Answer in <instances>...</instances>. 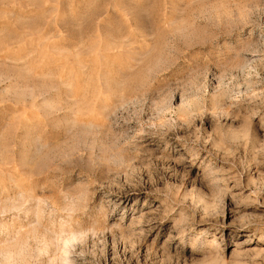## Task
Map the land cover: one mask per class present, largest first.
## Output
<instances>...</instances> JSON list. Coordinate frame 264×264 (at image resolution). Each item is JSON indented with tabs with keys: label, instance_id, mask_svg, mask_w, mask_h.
I'll return each instance as SVG.
<instances>
[{
	"label": "rangeland",
	"instance_id": "1",
	"mask_svg": "<svg viewBox=\"0 0 264 264\" xmlns=\"http://www.w3.org/2000/svg\"><path fill=\"white\" fill-rule=\"evenodd\" d=\"M0 264H264V0H0Z\"/></svg>",
	"mask_w": 264,
	"mask_h": 264
}]
</instances>
